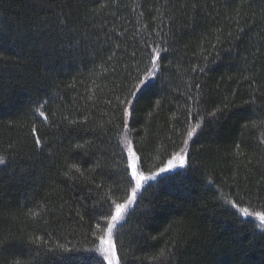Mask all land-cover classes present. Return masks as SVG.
<instances>
[{
	"label": "trees",
	"instance_id": "trees-1",
	"mask_svg": "<svg viewBox=\"0 0 264 264\" xmlns=\"http://www.w3.org/2000/svg\"><path fill=\"white\" fill-rule=\"evenodd\" d=\"M123 137L143 176L189 148L114 229L119 264H264L235 209L264 217V0H0V264H106Z\"/></svg>",
	"mask_w": 264,
	"mask_h": 264
},
{
	"label": "rangeland",
	"instance_id": "rangeland-1",
	"mask_svg": "<svg viewBox=\"0 0 264 264\" xmlns=\"http://www.w3.org/2000/svg\"><path fill=\"white\" fill-rule=\"evenodd\" d=\"M192 129H195V131L193 132V134H192L190 137H189V135H188V139H189V140L194 136V134H195V132H196V127H191V130H190V131H192ZM190 131H189V132H190ZM189 132H188V133H189ZM188 139H185V140H184V143H183V146L181 147V149H180L178 152H176L175 155H173V157L176 156V155H178V154H179L180 156H183V158H184V164L181 166V165L179 164V161H178V160H177V161H173L174 164H176V167H174V168H172V169H169V170H167V171H165V172H161V173L159 172V173L155 176V178H153V179H150V180H147V181H141V187H140L139 189L136 190V192H135V196H134V198L132 199L131 204H128V203H126V202L129 200L130 197H133V189L136 188V182H137V179L139 178V176H140L141 174L138 173L137 168H136V162H135V159H133L132 156H131V148H132V146H131V144L129 143L128 138H127V137H123V138L121 139V144H122L121 146H122L123 150L126 152V155H127V158H128V162H129V168L131 169V172H132V177H133V171H135L136 176L133 177V179H134V186H133V188L130 190L127 199H126L123 203H121V204H116V205L114 206V215H113V216H116V215H117V206H118V205H124V206H125V207L121 210V212H120V217H121V218L118 219L117 221H113L112 218H111V221H110V223H109V226H108V228H107V230H106V232H105V235H104V237H103L104 239L100 242L99 246L97 247V248H98V252H97L98 255L101 256V257H103V260L106 262V264H109V260L112 261V264H119V263H118V260H117L116 249H115L114 240H113V232H114V229H115L116 226L122 221V219L124 218L125 214H126L129 210H131V209L133 208V206H134L135 203H136L137 195L139 194V192H140L145 186L148 185L149 182H150V183L154 182V181L156 180V178L160 177L162 174L165 175V174H168L169 172H172V171L178 169L179 167H184V165H185V163H186V161H187V156H188V148H189V141H188ZM185 141H187V143H185ZM173 157H172V158H173ZM172 158H171V159H172ZM133 164L135 165V168H134V169H133V167H132ZM164 173H165V174H164ZM150 176H151V175H150ZM235 209H236V211H237L238 213H240V215H242L243 217H247V218H251V219L255 220V221L257 222L256 224L258 225L257 227H258L260 230H261V229L264 230V217L257 215L258 213H255V212H253V211L247 209L246 207H242V208H236V207H235ZM110 225H111V227H110Z\"/></svg>",
	"mask_w": 264,
	"mask_h": 264
},
{
	"label": "snow or ice",
	"instance_id": "snow-or-ice-1",
	"mask_svg": "<svg viewBox=\"0 0 264 264\" xmlns=\"http://www.w3.org/2000/svg\"><path fill=\"white\" fill-rule=\"evenodd\" d=\"M154 59H155V58H154ZM140 84L143 85V84H145V82L142 80V81L140 82ZM145 86H146V85H145ZM137 87H139V85H138ZM128 103H131V101H128ZM37 112L39 113V115H40L41 117L44 116L43 111H41L40 109H37ZM127 113H128V109H125V115H127ZM209 115H210V116H215V113H209ZM33 131H35V129H34ZM194 131H195V129H192V131H190V132L188 133L189 137L193 134ZM36 143H37V145H39V144H40V140L37 139V140H36ZM185 143H187V141H185ZM177 160L179 161V164H180L181 166L184 164V158H183V156H180V155L178 154V155L174 156L171 160H169L168 163H167V165H166L164 168L159 169V172H165V171H167V170H169V169H172V168L176 167V164H174L173 161H177ZM0 163H3V157H0ZM132 167H133V169H134V168H135V165L133 164ZM156 175H157V173H152L151 176H143V175H140L139 178L137 179V182H136V188L133 189V197H130L129 200H128L126 203L131 204L132 199H133L134 196H135V192H136V190L139 189V188L141 187V181H147V180L153 179V178H155ZM135 176H136V173H135V171H133V177H135ZM124 207H125L124 205H118V206H117V215L112 217V220H113V221H117L118 219L121 218V217H120V212H121V210H122ZM110 227H111V225H110ZM161 255H163V254H161ZM109 264H112V261H111V260H109Z\"/></svg>",
	"mask_w": 264,
	"mask_h": 264
},
{
	"label": "bare ground",
	"instance_id": "bare-ground-1",
	"mask_svg": "<svg viewBox=\"0 0 264 264\" xmlns=\"http://www.w3.org/2000/svg\"><path fill=\"white\" fill-rule=\"evenodd\" d=\"M131 156H132V158L133 159H135L136 160V156H135V153H134V151H133V148H131ZM186 166H187V162L185 163V165H184V167H179L178 169H176V170H174V171H172V172H169L168 174H170V173H173V172H175V171H181V170H183V169H185L186 168ZM165 167V166H164ZM164 167H162V168H164ZM155 173H159V171H157V172H155ZM161 173V172H160ZM165 174V173H164ZM150 175H152V174H148V175H144V176H150ZM165 175H167V174H165ZM161 176H164L163 174L161 175ZM160 176V177H161ZM159 178V177H158ZM157 179V178H156ZM156 181V180H155ZM154 181V182H155ZM113 215H114V213H113ZM113 217V216H112ZM251 219V218H250ZM252 221H254L255 223H257L255 220H253V219H251ZM111 221V220H110ZM110 223V222H109ZM103 238V237H102ZM101 241V240H100ZM99 241V242H100ZM98 252V248H97V246H95V253H97Z\"/></svg>",
	"mask_w": 264,
	"mask_h": 264
}]
</instances>
